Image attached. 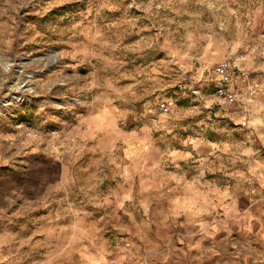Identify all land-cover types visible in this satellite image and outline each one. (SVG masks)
I'll return each mask as SVG.
<instances>
[{
    "label": "rangeland",
    "instance_id": "1",
    "mask_svg": "<svg viewBox=\"0 0 264 264\" xmlns=\"http://www.w3.org/2000/svg\"><path fill=\"white\" fill-rule=\"evenodd\" d=\"M263 233L264 0H0V264H264Z\"/></svg>",
    "mask_w": 264,
    "mask_h": 264
},
{
    "label": "built area",
    "instance_id": "2",
    "mask_svg": "<svg viewBox=\"0 0 264 264\" xmlns=\"http://www.w3.org/2000/svg\"><path fill=\"white\" fill-rule=\"evenodd\" d=\"M232 66L228 60H222L214 65V71L221 76L219 82L215 85L216 94L227 102H233L236 100L235 92L230 88L228 82L230 77ZM241 72L245 74L244 70ZM169 103L166 100L159 102V109L167 112L169 110Z\"/></svg>",
    "mask_w": 264,
    "mask_h": 264
},
{
    "label": "crops",
    "instance_id": "3",
    "mask_svg": "<svg viewBox=\"0 0 264 264\" xmlns=\"http://www.w3.org/2000/svg\"><path fill=\"white\" fill-rule=\"evenodd\" d=\"M236 95V94H235ZM263 240H264V233H263Z\"/></svg>",
    "mask_w": 264,
    "mask_h": 264
}]
</instances>
